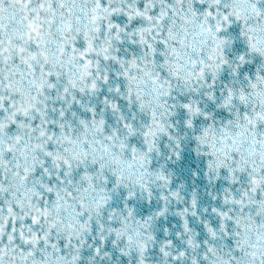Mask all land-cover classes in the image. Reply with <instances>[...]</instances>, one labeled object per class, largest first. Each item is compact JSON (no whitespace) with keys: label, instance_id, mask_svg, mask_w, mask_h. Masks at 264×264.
I'll use <instances>...</instances> for the list:
<instances>
[{"label":"snow or ice","instance_id":"obj_1","mask_svg":"<svg viewBox=\"0 0 264 264\" xmlns=\"http://www.w3.org/2000/svg\"><path fill=\"white\" fill-rule=\"evenodd\" d=\"M0 264H264V0H0Z\"/></svg>","mask_w":264,"mask_h":264}]
</instances>
